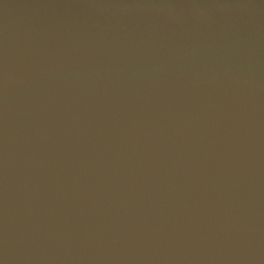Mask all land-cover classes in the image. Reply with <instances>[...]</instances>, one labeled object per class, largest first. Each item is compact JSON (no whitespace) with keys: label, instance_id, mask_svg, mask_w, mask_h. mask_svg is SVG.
<instances>
[{"label":"water","instance_id":"95a60500","mask_svg":"<svg viewBox=\"0 0 264 264\" xmlns=\"http://www.w3.org/2000/svg\"><path fill=\"white\" fill-rule=\"evenodd\" d=\"M9 73L0 264H264V0H0Z\"/></svg>","mask_w":264,"mask_h":264},{"label":"bare ground","instance_id":"6f19581e","mask_svg":"<svg viewBox=\"0 0 264 264\" xmlns=\"http://www.w3.org/2000/svg\"><path fill=\"white\" fill-rule=\"evenodd\" d=\"M10 75H5V74H3V75H1V78H0V81L1 80H4V82H6V81H8L10 78H12L13 76H15V75H17V73H13V75H11V73H9ZM0 83H2V82H0ZM241 231V230H240ZM244 234V236H250V237H252V238H260V241H262V242H264V236H260V235H257V234H255V233H251V232H248V231H244L243 232Z\"/></svg>","mask_w":264,"mask_h":264}]
</instances>
